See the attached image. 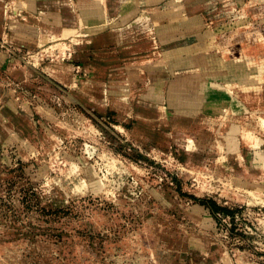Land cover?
Here are the masks:
<instances>
[{
	"label": "rangeland",
	"instance_id": "obj_1",
	"mask_svg": "<svg viewBox=\"0 0 264 264\" xmlns=\"http://www.w3.org/2000/svg\"><path fill=\"white\" fill-rule=\"evenodd\" d=\"M102 1L95 24L128 3L126 23L147 26L111 22L99 29L103 45L86 50L82 24L53 36L44 13L21 11L27 2L5 0L0 12V264H264V0H213L205 39L173 59L150 31L183 14L180 0L161 13ZM159 68L196 88L170 98L190 110L159 118L155 105L158 119H145L122 82L105 90L116 69L112 80L126 72L161 97ZM205 94L218 97L194 110Z\"/></svg>",
	"mask_w": 264,
	"mask_h": 264
},
{
	"label": "crops",
	"instance_id": "obj_2",
	"mask_svg": "<svg viewBox=\"0 0 264 264\" xmlns=\"http://www.w3.org/2000/svg\"><path fill=\"white\" fill-rule=\"evenodd\" d=\"M22 2H27V9H25L23 4L20 2L18 5L20 6V9L22 12L25 13V16L30 17L31 12L42 14L43 18H41L45 23H51L49 26H52L54 28H57V30H54L50 35L53 36H60L62 34L66 36L73 35L74 32H77L82 28V26L88 28L87 31L90 33L83 34L81 36L85 37L84 39H81V42L79 45L80 47H88L86 50H90V48L94 47H100L103 45L104 40V34H102L103 31H99V29L105 27L106 24H110L111 22L119 23L120 26L126 27L130 24H136L139 26H147L148 20H143V18L138 19L137 22H131L129 24L126 23V19L130 16L131 11V4L126 3V5L123 6V8L119 7L118 9L110 8L109 6V14L112 13L109 20H105L104 24H95L99 23L100 20L94 19V22L87 25V20H90L92 18L97 17L98 11L100 9L101 4L97 0H86V1H79V0H18ZM70 1V2H69ZM133 3L135 2H142L144 4H141L142 6H153L151 8H154V6L157 5L159 7L160 13L162 12V6L166 0H131ZM183 5V14L179 17H168L169 20H165L164 22H156L153 24V30L150 32H153V38L157 41V46L160 45L162 47V51L165 54V57H171L170 59L183 56L182 53L186 51V53L196 52L195 49L200 45L202 40H204V29H203V20L202 18L205 16V13H207V5L212 2L207 0H180ZM5 0H0V12L2 11V8L4 6ZM160 5V6H159ZM91 11V12H90ZM129 12V13H128ZM3 13H9V11H2ZM13 16L16 15V11L12 10ZM128 13V14H127ZM203 16V17H202ZM38 18V16L36 17ZM1 21V18H0ZM82 24V26H81ZM1 25V22H0ZM51 27V28H52ZM100 27V28H99ZM98 28V29H97ZM148 28V27H147ZM94 29V30H92ZM149 29V28H148ZM204 32V33H203ZM1 34V33H0ZM49 35V36H50ZM121 39L120 35H118ZM1 37V36H0ZM88 37V38H86ZM110 42V41H109ZM113 42H110L109 44H112ZM108 44V45H109ZM1 48V45H0ZM85 49V48H84ZM187 53V54H188ZM185 55V53H184ZM120 66V65H119ZM116 68V67H115ZM122 69V68H120ZM119 69V70H120ZM116 69H113V72L111 71L109 80H106L103 82L105 85V90L107 93L114 92L110 87H112L111 82H122L123 83V92L129 93L127 96H125V99H129L130 104V111L131 113H134L137 117L142 118H155L158 119V116L155 115L157 113V109H154L155 105H159V118H161L162 113L166 114L167 112H170L169 110H173L174 112L177 110H190L184 107L175 106L173 103L170 102V98H176V94L181 89H196L194 86L190 84H183L178 82H174L176 80L168 79L165 74H163V71L161 68L159 70L157 69L156 72L153 75L159 74V79L157 81L165 80V90L164 94L161 97H155L149 95L147 92L140 89V87L143 84L142 78H140L138 81L131 80L127 81L126 76L123 72L121 77L123 79L120 80H112V76L114 75V71ZM97 73V72H96ZM116 74V73H115ZM169 75V74H168ZM93 79L96 75H93ZM92 80V79H91ZM51 85L54 87V89H57L58 91L61 90V86L57 84V82H54L53 80H49ZM108 84H107V83ZM128 86V87H125ZM118 86V85H117ZM110 88V89H109ZM66 91V89H64ZM79 94V92H76ZM80 95V94H79ZM215 97L218 96H212V95H203V102L199 104L198 108L194 110H204L207 107H209V100L210 103H214L211 100H215ZM87 98V97H86ZM86 98H84L86 100ZM124 98V97H123ZM91 99V98H87ZM105 99V98H104ZM82 105H87L88 107L92 108L100 117H104L103 114H107L106 109L107 106L104 105V103H99L97 105L95 104H87L84 100H82ZM87 101V100H86ZM91 101H94L91 99ZM208 101V102H207ZM211 106V105H210ZM163 111V112H162ZM165 111V112H164ZM157 117H153V116ZM107 118H109V115H106ZM216 205V204H215ZM225 210H228L229 207H225Z\"/></svg>",
	"mask_w": 264,
	"mask_h": 264
},
{
	"label": "bare ground",
	"instance_id": "obj_3",
	"mask_svg": "<svg viewBox=\"0 0 264 264\" xmlns=\"http://www.w3.org/2000/svg\"><path fill=\"white\" fill-rule=\"evenodd\" d=\"M97 1L101 4V6H100V9H99V11H98V15H97V17H95V18H97V19H99V20H103V19L105 18V17H104V16H105V5H104V2H103L102 0H97ZM243 80H244V79H243ZM249 80H250V79H249ZM241 81H242V80H241ZM250 81H251V80H250ZM251 82H252V81H251ZM260 152H261V151H260ZM261 153H262V152H261ZM259 154H260V153L258 152V153H257L258 156H257V155H256V156L260 158L261 156H260ZM263 156H264V151H263V153H262V157H263ZM263 158H264V157H263ZM254 184H255V183H254ZM254 184H253V185L251 184L252 186L249 187L251 190H252V187H254ZM258 186H259V185L256 184V185H255V188H253V189L255 190L256 187H258ZM237 187H238V186H237ZM258 188H259V187H258ZM236 189H238V188H236ZM252 191H253V190H252ZM252 191H250V193H252ZM258 192H261V191L258 190ZM258 192H257V189H256V193H258ZM254 193H255V192H254ZM254 193H253V194H254ZM256 193H255V194H256ZM239 261H240V264H243V263L241 262V260H239Z\"/></svg>",
	"mask_w": 264,
	"mask_h": 264
},
{
	"label": "trees",
	"instance_id": "obj_4",
	"mask_svg": "<svg viewBox=\"0 0 264 264\" xmlns=\"http://www.w3.org/2000/svg\"><path fill=\"white\" fill-rule=\"evenodd\" d=\"M199 202H200L201 205L207 206L212 214H216V213H218V211H221L222 213H225L227 215L231 214V212H229L228 210L224 209L225 207L224 208H219L213 202H210V201L205 202V201H202V200H199Z\"/></svg>",
	"mask_w": 264,
	"mask_h": 264
}]
</instances>
